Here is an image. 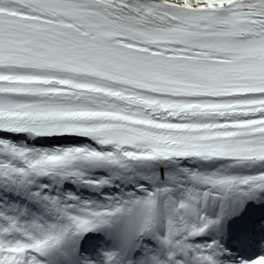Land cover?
<instances>
[{"label": "snow or ice", "instance_id": "obj_1", "mask_svg": "<svg viewBox=\"0 0 264 264\" xmlns=\"http://www.w3.org/2000/svg\"><path fill=\"white\" fill-rule=\"evenodd\" d=\"M0 264H264V0H0Z\"/></svg>", "mask_w": 264, "mask_h": 264}]
</instances>
